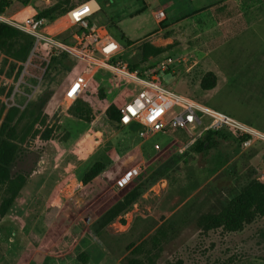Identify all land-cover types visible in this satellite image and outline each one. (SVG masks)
Instances as JSON below:
<instances>
[{"label": "rangeland", "instance_id": "obj_1", "mask_svg": "<svg viewBox=\"0 0 264 264\" xmlns=\"http://www.w3.org/2000/svg\"><path fill=\"white\" fill-rule=\"evenodd\" d=\"M24 1L12 0L0 13V21L23 20L26 13L38 12L58 0ZM62 1L63 6L72 7L82 0ZM98 2V19L109 23L114 33L115 26L119 27L133 42L123 44V58L130 65L145 68L151 64L154 68L172 56V69L160 72L165 87L264 132V0ZM159 10L164 11L163 18L157 17ZM66 14L48 23L46 31L57 34L65 29L70 24ZM143 42L168 48L143 61ZM38 51L33 57L35 67L30 66L29 71L37 76L43 73L40 91L28 102L24 95L19 96L13 106L6 103V96L12 92L22 61L0 53V108L4 107L0 126L10 108L22 112L45 94L49 99L44 112L49 122L59 126L57 139L31 137L11 167L12 177L23 176L25 184L8 213L0 215V224H10L8 229L0 226V255L15 257L3 262L2 256L0 264H26L31 249L46 235L54 240L66 223L94 231L90 223L133 189L141 194L122 216L125 222L119 217L99 234L94 232L108 250L106 264H125L126 256L144 258L148 252L154 257L153 264H264V217L235 232L223 228L205 231L197 226L200 216L221 210L250 180L264 183L262 146L246 149L233 137L217 138L204 154L190 152L185 162L167 171V177H160L155 174L159 167L192 146L183 149L182 141L162 134L143 139L137 128L104 118L90 124L68 116L66 111L73 103L64 98V89L74 75L73 62L61 56L48 63L43 50ZM207 72L217 77L208 90L200 85ZM27 79L38 83L34 77ZM133 85L138 91L139 86ZM22 89L30 91L26 84ZM175 137L185 139V134L179 131ZM155 143L161 147L157 149ZM98 162L104 163L105 169L82 185L85 173ZM133 167H140L139 174L120 186L119 179ZM9 196L4 186L0 207ZM65 231L58 241L65 239ZM155 237L160 241L157 245L153 244ZM132 244L141 245L143 253L132 254ZM83 248L80 245L77 251L86 262ZM66 261L76 263L74 256Z\"/></svg>", "mask_w": 264, "mask_h": 264}, {"label": "trees", "instance_id": "obj_2", "mask_svg": "<svg viewBox=\"0 0 264 264\" xmlns=\"http://www.w3.org/2000/svg\"><path fill=\"white\" fill-rule=\"evenodd\" d=\"M27 2L28 0L24 1L25 4ZM11 3L12 0H0V13L5 12ZM70 7L63 6V1L58 0L50 7L38 12L26 13L24 19L20 21H24L28 17H35L51 23L65 15ZM97 20L106 24L112 35L122 44L130 45L133 43L119 27L115 26L114 33L111 25L99 20L98 15ZM72 31H67L69 33L67 35H64V33L61 34L60 38L69 41ZM33 44V36L7 22L0 21V53H4L18 61L25 62L30 55ZM167 48L164 46H156L149 42H143L140 48V56L143 61H147L150 57H158L164 54ZM40 49L43 50L42 53L46 54L43 48ZM131 68L135 69L139 67L131 64ZM21 70L22 67L19 69L17 76ZM106 73H109V75ZM216 80L217 77L213 72H207L202 77L200 85L203 89L208 90L215 86ZM131 86H134L131 80L108 70H99L92 77L82 94L68 107L66 113L68 116L85 123L94 124L104 118L106 121L121 124L120 109L126 100L137 91L136 87L131 88ZM48 99L49 96L45 94L24 111L21 112L19 108L12 107L4 116L0 126V190L5 186L10 196L0 207L1 216L8 213L10 206L14 203V200L18 197L21 188L25 184V178L23 176L12 177L11 175V167L17 158L21 146L28 143L31 137L36 138L39 136L43 141L58 138L59 126L49 122L44 112V107ZM3 112L4 107L1 106L0 120ZM221 137L228 138L231 135L225 132H208L202 139L192 145L190 150L179 153L175 160L170 159L159 167L155 171V174L160 177H167V171L173 168V165L185 162V158L190 152L202 155L216 142L217 138ZM105 167V164L102 162L95 163L83 176L81 180L82 185H87L93 181ZM140 194L141 190L139 189H133L126 194L116 205L106 211L94 223V232L99 234L103 228L113 223L119 217H121L122 222H125L122 216L136 203ZM263 217L264 183L258 179H252L246 185L241 186L240 191L221 210L200 216L197 221V226L205 231L223 228L224 230L235 232L243 229L246 224ZM159 242V238H153L154 245H157ZM130 248H133L131 251L132 254L138 255H141L144 249L141 245L134 247V244L130 245ZM145 255L144 258L139 256H126L123 261L125 264H153L154 257L151 256V252Z\"/></svg>", "mask_w": 264, "mask_h": 264}, {"label": "built area", "instance_id": "obj_3", "mask_svg": "<svg viewBox=\"0 0 264 264\" xmlns=\"http://www.w3.org/2000/svg\"><path fill=\"white\" fill-rule=\"evenodd\" d=\"M100 10L98 0H82L67 11L66 17L70 24L57 34L46 31L48 23L44 19L28 17L24 21L11 22L33 36L34 45L28 59L21 63L20 74L13 80L11 94L6 96L8 105H16V100L21 95H24L28 102L40 91L43 73L39 76L33 75L29 69L30 66L35 67L33 57L37 55L39 48H43L48 63L52 58L63 55L73 62L74 75L70 77L64 89L66 100H76L99 70L117 73L139 86V90L121 107L120 123L137 128L140 138L149 139L157 134L172 136L176 141H182L183 149H186L210 131L225 132L236 138L238 145L243 148L262 145L264 167V132L230 114L204 106L165 87L160 72L172 69L175 63L172 56L165 57L154 68L149 64L145 68L132 69L129 62L123 58V44L112 35L106 24L97 20ZM156 15L163 18L165 13L159 10ZM70 28L73 29L70 40L60 38V35ZM183 60L186 61V58ZM28 77L36 78L38 83L28 82ZM25 84L30 87L29 92L23 91ZM179 131L185 134V139L175 137ZM155 147L159 149L161 145L155 143ZM139 171L140 167L129 169L125 177L119 179L118 184L124 186L126 180L134 179Z\"/></svg>", "mask_w": 264, "mask_h": 264}, {"label": "crops", "instance_id": "obj_4", "mask_svg": "<svg viewBox=\"0 0 264 264\" xmlns=\"http://www.w3.org/2000/svg\"><path fill=\"white\" fill-rule=\"evenodd\" d=\"M2 224H0V226L2 225L7 229L9 228L6 226L10 225L7 224V221L5 223H3L2 221ZM90 224L92 226V224H94V221H92ZM54 226L55 223H53L51 228H53ZM64 229H67V231L63 233V237L65 236V239H63L62 241H58L57 238L60 236L62 230ZM55 234H57V236L54 240H50V237L46 235V237L40 242L38 246L31 249L30 253L27 255L28 259L26 258V264H31V262L33 261L34 262L32 264H49L50 261L53 262V264H70L68 261H66L69 256H74L76 260L75 264H106L108 260L107 248L98 239L94 231L91 230L89 232H86L84 230V225L81 226L74 223L71 225H67L66 223ZM67 234H69L70 236H68ZM80 245H84V251H82L84 252V257L88 256V261L86 262H83L81 260L83 255L82 253L80 254L79 251H77L80 248ZM0 257H2L1 261L3 262H8L9 260L15 258L10 253L0 255Z\"/></svg>", "mask_w": 264, "mask_h": 264}]
</instances>
